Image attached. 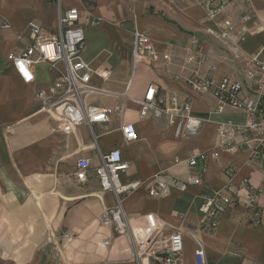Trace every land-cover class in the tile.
<instances>
[{
  "label": "crops",
  "instance_id": "obj_1",
  "mask_svg": "<svg viewBox=\"0 0 264 264\" xmlns=\"http://www.w3.org/2000/svg\"><path fill=\"white\" fill-rule=\"evenodd\" d=\"M245 10L250 13L246 29L260 23L264 27V0H250L249 8L246 0H235L226 12L236 26L228 47L207 34L206 29L216 25L206 18L203 0H94L97 23L85 27L83 57L98 71L94 85L107 92L96 94L92 102L115 111L109 123H94L92 129L81 124L65 132L60 122L40 110L37 98L38 90L58 76L57 69L37 65L35 81L26 84L10 59L31 43V22L56 27V7L46 0H0V264H138L126 236L115 237L110 250L104 247L113 231L102 216L114 206L115 196L101 188L94 168L100 151L112 149H120L130 164L123 180H141L124 200L135 231L145 224L146 214L154 213L164 224L161 239L182 232L183 251L171 264H195L198 243L205 249L206 264H264V177L250 151L210 155L208 170L201 174L203 185L185 191L171 187L164 197L148 192L163 172L182 180L200 174L184 161L216 146L219 122L245 120L244 112L231 107L217 113L215 99L196 94L188 82L194 75L242 79V64L232 48L244 28L240 15ZM135 30L150 37L157 58L135 62ZM263 45L261 30L240 47L244 54H253ZM152 83L167 105L172 97L191 102L192 114L204 121L198 134L176 137V120L170 116H140L137 100ZM127 122L134 123L138 133L130 143L120 130ZM81 156L92 164L83 183L75 179ZM176 157L183 162L174 164ZM243 178L262 187V225L252 226L251 214L235 206L224 212L218 227L203 228L199 207L204 187L233 189ZM51 235L57 245L48 243ZM153 252L144 264H166L159 246Z\"/></svg>",
  "mask_w": 264,
  "mask_h": 264
},
{
  "label": "built area",
  "instance_id": "obj_2",
  "mask_svg": "<svg viewBox=\"0 0 264 264\" xmlns=\"http://www.w3.org/2000/svg\"><path fill=\"white\" fill-rule=\"evenodd\" d=\"M46 1L56 7V27L50 30L34 22L28 25L31 43L21 53L10 55L17 74L24 83L30 84L35 81L34 69L37 65L46 64L50 68L57 69L58 76L38 90L37 98L40 102V110L60 122L63 131L71 132L81 124H86L92 129L94 123H109L115 109L101 108L92 102L93 96L107 92L94 85L93 77L98 71L83 57V51L87 47L85 27L97 23V18L93 14L94 0ZM234 4L235 0H203L206 18L216 25L214 28L208 27L207 34L228 47L232 36L236 33V26L226 12ZM246 6L250 7V0H246ZM249 19L250 13L245 10L240 15V22L244 28L237 33L238 39L232 48L234 59L242 64V79L226 75L218 79L194 75L188 79L190 87L196 94L211 95L215 99L217 113H223L226 108L231 107L244 112L245 120L219 122L216 146L210 151L192 154L184 161L190 167H198L200 174L185 180L165 175V172L158 174L155 183L149 187L150 196L164 197L171 187L185 191L190 185H203L201 174H205L208 170L209 156L216 157L220 151L231 153L250 151L251 160L264 177V45L253 54H244L240 47L248 36L264 31V27L260 23L254 28L246 29ZM4 26L8 27L7 24ZM133 56L136 63L147 56L157 58L152 40L139 30L134 32ZM59 65L63 67L58 68ZM100 75L106 77L104 72ZM158 94L159 87L156 84L147 86L142 98L137 100L141 117L160 119L165 115L170 116L176 120L174 127L176 137L199 133L204 121L192 114L190 101H181L177 97H172L170 105H167ZM123 110L122 105L119 111ZM120 130L125 142L130 143L138 139L134 123H124L120 126ZM173 161L176 165L183 162L177 157ZM91 166L90 158L86 156L78 158L75 179L79 183L87 180ZM129 167L130 164L123 158L120 149L100 151L99 164L94 170L101 188L112 192L115 196L114 206L102 216L103 222L113 231V235L104 240V247L110 250L113 239L124 235L128 238L134 259L138 264H144L145 257L151 252L154 253L153 250L158 246L165 253L166 264H171L183 251V234L177 230L167 238L161 239L164 224L154 213L146 214L145 224L139 231H135L125 211L124 200L141 185V180H123L122 176ZM204 188L203 201L199 207L203 228L211 230L218 227L224 212L235 206L243 207L251 214L252 226L262 225L259 204L262 187L252 184L249 178H243L233 189L230 186ZM71 238L72 234L66 236L67 241ZM55 239L51 235L48 243L57 245L58 241ZM194 256L195 264H206L205 249L199 243ZM156 258L160 257L156 256Z\"/></svg>",
  "mask_w": 264,
  "mask_h": 264
},
{
  "label": "rangeland",
  "instance_id": "obj_3",
  "mask_svg": "<svg viewBox=\"0 0 264 264\" xmlns=\"http://www.w3.org/2000/svg\"><path fill=\"white\" fill-rule=\"evenodd\" d=\"M122 236H124V235H122Z\"/></svg>",
  "mask_w": 264,
  "mask_h": 264
}]
</instances>
